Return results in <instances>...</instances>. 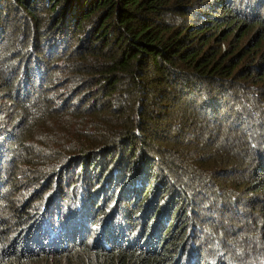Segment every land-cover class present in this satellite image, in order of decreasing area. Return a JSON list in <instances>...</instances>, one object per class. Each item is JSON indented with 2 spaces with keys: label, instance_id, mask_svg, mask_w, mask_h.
<instances>
[{
  "label": "trees",
  "instance_id": "trees-1",
  "mask_svg": "<svg viewBox=\"0 0 264 264\" xmlns=\"http://www.w3.org/2000/svg\"><path fill=\"white\" fill-rule=\"evenodd\" d=\"M0 85V264H264V0H0Z\"/></svg>",
  "mask_w": 264,
  "mask_h": 264
},
{
  "label": "rangeland",
  "instance_id": "rangeland-1",
  "mask_svg": "<svg viewBox=\"0 0 264 264\" xmlns=\"http://www.w3.org/2000/svg\"><path fill=\"white\" fill-rule=\"evenodd\" d=\"M3 29H4V27H3ZM15 65H16V59L13 61L12 65H11L12 66V69L15 68ZM2 86L0 85V103L3 102V100L5 101V99H2V97L6 94V92H4L3 90H1L2 89ZM7 102H9V101H7ZM12 102H13L12 107H15V102L14 101H12ZM32 133H33L34 137L40 136L39 133H38V130H35Z\"/></svg>",
  "mask_w": 264,
  "mask_h": 264
}]
</instances>
